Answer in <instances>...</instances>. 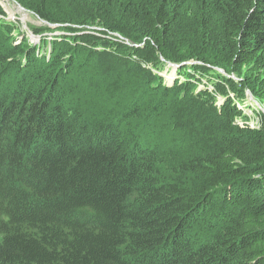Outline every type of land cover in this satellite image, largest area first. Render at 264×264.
Masks as SVG:
<instances>
[{
  "label": "trees",
  "instance_id": "1",
  "mask_svg": "<svg viewBox=\"0 0 264 264\" xmlns=\"http://www.w3.org/2000/svg\"><path fill=\"white\" fill-rule=\"evenodd\" d=\"M12 1L61 26L0 5V264H264V113L153 72L264 106V0Z\"/></svg>",
  "mask_w": 264,
  "mask_h": 264
},
{
  "label": "rangeland",
  "instance_id": "2",
  "mask_svg": "<svg viewBox=\"0 0 264 264\" xmlns=\"http://www.w3.org/2000/svg\"><path fill=\"white\" fill-rule=\"evenodd\" d=\"M18 3V2H17ZM19 4V3H18ZM0 5L6 12V17L4 19L11 25H16V28L13 30V35L26 36L31 38L32 42L35 45H40L42 42L41 36L35 35L31 36L29 29L32 26L42 27L43 24L40 19H38L33 12H26V17L22 16L20 13L18 6L12 0H0ZM22 6V5H21ZM24 15V14H23ZM3 17H0L2 19ZM24 20V21H23ZM48 26V25H47ZM58 27H54L51 29H56ZM96 29L99 28H91L90 31L93 33ZM32 30V29H31ZM65 32L56 31L54 33H46L44 36H62L65 35ZM20 39V38H19ZM191 64L187 66V69L184 70L185 74H179L177 71L172 68L170 65L163 66L162 69H154L153 72L155 75L160 77H164L168 86H173L175 82H179L180 84L184 83L187 80H193L197 83L195 87V93L198 94L201 91L209 90L211 94L214 95L216 106L221 107L228 97L234 101L238 108L241 109L245 116V120L240 119L237 123L240 126L249 125L251 128H257L260 125V113H264V106L260 103L258 99H256L253 93L250 90H246L244 97H238L237 94H241L240 92H233L228 90L229 96H223L216 93V88L221 85V81L217 79L216 72H202L199 70H195ZM219 72V71H218ZM220 73V72H219ZM221 74V73H220ZM224 75V74H222ZM238 80L236 76H233ZM217 86V87H216Z\"/></svg>",
  "mask_w": 264,
  "mask_h": 264
},
{
  "label": "water",
  "instance_id": "3",
  "mask_svg": "<svg viewBox=\"0 0 264 264\" xmlns=\"http://www.w3.org/2000/svg\"><path fill=\"white\" fill-rule=\"evenodd\" d=\"M13 2H15V3L17 4L18 8H19L21 11L28 12L27 9H25L23 6H21L20 4H18L16 1H13ZM29 12H30V11H29ZM21 14H22V16H24L23 13H21ZM33 14H34V13H33ZM23 21H24V20H23ZM41 22H42L43 24H45V25H48L49 28H54V27H60V26H61V25H59V24H50V23H48V22H46V21H44V20H41ZM29 32H30L31 36H34V35H33V32H32L30 29H29ZM163 60H164V59H163ZM191 64H200V63H198V62H195V63H192V62H185V63H182V64H180V65H175V64L169 63V65H170L172 68H174L176 71H177L179 68L183 67V66H188V65H191ZM218 71H219L221 74L226 75V73H225L224 70H222V69H218Z\"/></svg>",
  "mask_w": 264,
  "mask_h": 264
},
{
  "label": "bare ground",
  "instance_id": "4",
  "mask_svg": "<svg viewBox=\"0 0 264 264\" xmlns=\"http://www.w3.org/2000/svg\"><path fill=\"white\" fill-rule=\"evenodd\" d=\"M19 9V8H18ZM19 11H20V13H23L24 14V16L26 17V12L25 11H21L20 9H19ZM125 41V40H124Z\"/></svg>",
  "mask_w": 264,
  "mask_h": 264
},
{
  "label": "clouds",
  "instance_id": "5",
  "mask_svg": "<svg viewBox=\"0 0 264 264\" xmlns=\"http://www.w3.org/2000/svg\"><path fill=\"white\" fill-rule=\"evenodd\" d=\"M39 19V18H38ZM34 34V33H33ZM32 41V40H31ZM34 43V42H33ZM35 44V43H34Z\"/></svg>",
  "mask_w": 264,
  "mask_h": 264
}]
</instances>
